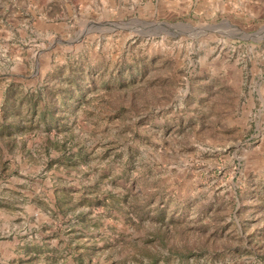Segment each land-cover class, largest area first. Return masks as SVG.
<instances>
[{
    "label": "rangeland",
    "instance_id": "rangeland-1",
    "mask_svg": "<svg viewBox=\"0 0 264 264\" xmlns=\"http://www.w3.org/2000/svg\"><path fill=\"white\" fill-rule=\"evenodd\" d=\"M0 264H264V0H0Z\"/></svg>",
    "mask_w": 264,
    "mask_h": 264
}]
</instances>
